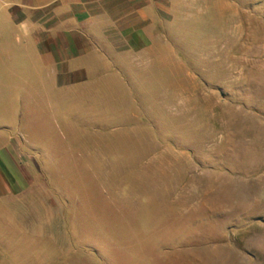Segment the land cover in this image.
<instances>
[{
  "label": "rangeland",
  "instance_id": "obj_1",
  "mask_svg": "<svg viewBox=\"0 0 264 264\" xmlns=\"http://www.w3.org/2000/svg\"><path fill=\"white\" fill-rule=\"evenodd\" d=\"M242 6L251 27L243 52L258 45L247 62L256 72L251 81L210 90L209 105L198 99L188 107L154 106V116L98 122L95 129L80 115L84 107L48 104L56 93L25 70L23 52L3 32L10 8L0 3V137L28 141L21 144L27 155L38 147L36 173L67 206V230H47L38 196L30 216H18L22 235L2 228L0 264H264V0ZM88 133L97 134L82 137ZM94 142L111 146L109 162H91L85 146ZM175 148L187 150L177 163L163 153Z\"/></svg>",
  "mask_w": 264,
  "mask_h": 264
},
{
  "label": "crops",
  "instance_id": "obj_2",
  "mask_svg": "<svg viewBox=\"0 0 264 264\" xmlns=\"http://www.w3.org/2000/svg\"><path fill=\"white\" fill-rule=\"evenodd\" d=\"M252 2L255 0H0L10 8L3 32L7 29L23 52L25 70L41 75L56 93L48 104L84 107L88 111L80 115L84 113L83 120L94 123L95 129L98 122L154 116V106L188 107L198 99L209 105L210 90H235L236 84L251 81L249 75L256 72L248 69L247 62L256 57L258 45L254 38L256 42L243 52L250 26L242 4ZM8 55L17 56L11 50ZM198 90L205 92L195 96ZM97 105L124 109L99 113ZM61 115L71 135H80L74 122L65 119L68 115L63 111ZM25 142L21 138L18 144L8 134L0 137V233L9 227L11 234L22 235L18 216L29 217L38 196V209L48 219L45 229L65 232L67 206L53 193L49 180L36 173L39 168L33 153L40 155L38 147L31 146L32 155H27L21 149ZM88 144L85 148L92 154L93 164L109 162L111 146ZM69 150L75 151V147ZM61 151L65 154L63 148ZM163 153L177 163L186 158L187 150ZM27 236L29 241L34 239L32 243L38 241L36 236ZM55 249L61 251L53 245L51 250ZM10 262L24 264L25 260Z\"/></svg>",
  "mask_w": 264,
  "mask_h": 264
}]
</instances>
